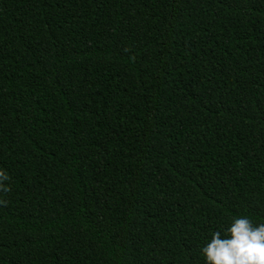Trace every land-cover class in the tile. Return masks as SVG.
I'll return each instance as SVG.
<instances>
[{"label":"trees","instance_id":"16d2710c","mask_svg":"<svg viewBox=\"0 0 264 264\" xmlns=\"http://www.w3.org/2000/svg\"><path fill=\"white\" fill-rule=\"evenodd\" d=\"M0 264H206L264 223V0H0Z\"/></svg>","mask_w":264,"mask_h":264},{"label":"clouds","instance_id":"9594fccd","mask_svg":"<svg viewBox=\"0 0 264 264\" xmlns=\"http://www.w3.org/2000/svg\"><path fill=\"white\" fill-rule=\"evenodd\" d=\"M9 180L0 170V193L10 191L5 184ZM0 205L6 206L7 200L0 199ZM201 251L206 264H264V223L257 226L247 217L233 218L226 238L214 232Z\"/></svg>","mask_w":264,"mask_h":264}]
</instances>
